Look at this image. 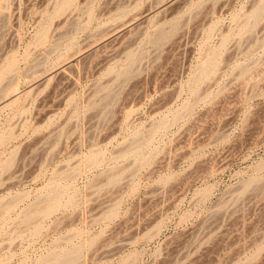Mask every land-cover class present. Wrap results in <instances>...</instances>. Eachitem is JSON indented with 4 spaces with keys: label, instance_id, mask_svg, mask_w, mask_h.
<instances>
[{
    "label": "rangeland",
    "instance_id": "rangeland-1",
    "mask_svg": "<svg viewBox=\"0 0 264 264\" xmlns=\"http://www.w3.org/2000/svg\"><path fill=\"white\" fill-rule=\"evenodd\" d=\"M56 1L0 0V264H264V0Z\"/></svg>",
    "mask_w": 264,
    "mask_h": 264
},
{
    "label": "bare ground",
    "instance_id": "bare-ground-1",
    "mask_svg": "<svg viewBox=\"0 0 264 264\" xmlns=\"http://www.w3.org/2000/svg\"><path fill=\"white\" fill-rule=\"evenodd\" d=\"M8 1H9V0H8ZM52 1H53V0H52ZM54 1H56V0H54ZM58 1H60V0H58ZM61 1H62L63 5H64L65 8H66V5H67V4H64V1H65V0H61ZM78 2H79V0H78ZM85 2H86V1H85ZM62 3H60V5H61ZM68 3L70 4V2H68ZM73 3H74V2H73ZM91 3H92V2H91ZM58 4H59V3H58ZM69 4H68V5H69ZM71 4H72V3H71ZM71 4H70V5H71ZM92 4H93V3H92ZM49 5H50V4H49ZM54 5H55V6L57 5V1H56V4L54 3ZM75 5H77V2H76ZM75 5H73V6H75ZM52 6H53V5H52ZM73 6H72V7H73ZM89 6H90V4H89ZM261 6H262V4H261ZM261 6H258L259 8L257 7L255 11H253V12L251 11L252 13L250 12V14H251V16H252L251 18L255 19L254 17H257V15H259V12H260L261 10H260L259 12H258L257 10H258V9H261ZM59 7H60V6H59ZM4 8H5V7H4ZM60 8H62V7H60ZM60 8H59V9H60ZM67 8H68V6H67ZM80 8H81V7H80ZM0 9H1V8H0ZM48 9H49V8H48ZM59 9H57V10H59ZM63 9H64V8H63ZM73 9H75V8H73ZM54 10H56V8H55ZM57 10H56V13H57ZM71 10H72V8H71ZM78 10H79V9H78ZM1 11H2V9H1ZM3 11H4V10H3ZM72 11H73V10H72ZM72 11H71V12H72ZM75 11H76V10H75ZM44 12H45V11H44ZM51 12H52V11H51ZM58 12H62V11L60 10V11H58ZM63 12H64V11H63ZM67 13L69 14V12H67ZM89 13H90V12H89ZM4 14H5V13H4ZM7 14H8V13H7ZM74 14H75V13H74ZM250 14H249V16H250ZM69 15H71V14H69ZM69 15H68V16H69ZM1 16H3V15H1ZM52 16H53V14H52ZM66 16H67V15H66ZM90 16H91V15H90ZM49 17H50V15H49ZM64 17H65V16H64ZM247 17H248V16H247ZM57 18H58V17H57ZM62 18H63V17H62ZM62 18H61V19H62ZM68 18H69V17H68ZM251 18L249 17V19H251ZM45 19H47V18H45ZM64 19H66V17H65ZM249 19H248V20H249ZM65 21H66V20H65ZM67 21H68V20H67ZM175 21H178V20H175ZM251 21H252V20H251ZM251 21H250V22H251ZM59 22H60V21H59ZM61 22H62V20H61ZM81 22H82V20H81ZM133 22H134V21H133ZM172 22H173V21H172ZM245 22H246V21H245ZM63 23H65V22H63ZM177 23H178V22H177ZM48 24H49V23H48ZM48 24H47V25H48ZM66 24H67V22H66ZM251 24H252V23H251ZM83 25H84V24H83ZM114 25H116V24H114ZM247 25H248V23L246 24V26H247ZM111 26H112V25H111ZM135 26H136V25H135ZM160 26H161V25H160ZM172 26L175 28V27L177 26L176 22H175V23H172ZM246 26L244 25V27H246ZM46 27H47V26H45V28H46ZM49 27H50V26H49ZM49 27H48V28H49ZM168 27H169V30H168V29H165L164 26H163V27L161 26V27H159V29H157L158 31H156V33H157V35H156V40H157L158 38H159L160 40H161V38L164 39L167 35H168V36L170 35L169 33L173 30V27H171L172 30H170V25H169ZM244 27H243V28H244ZM43 28H44V27H43ZM43 28H42V29H43ZM45 28H44V29H45ZM56 28H59V27L57 26ZM56 28H55V29H56ZM106 28H107V27H106ZM131 28H132V27H131ZM246 28H247V27H246ZM246 28H244V29H246ZM59 30H60V29H59ZM64 30H65V29H64ZM133 30H134V29H133ZM133 30H132V31H133ZM175 30L177 31V28H176ZM44 31H46V33L49 32V30H44ZM47 31H48V32H47ZM54 31H56V30H54ZM65 31H66V30H65ZM107 31H108V30H107ZM41 32H43V31H41ZM126 32H127V31H126ZM173 32H174V30H173ZM63 33H64V32H63ZM63 33H62V34H63ZM54 34H55V33H54ZM58 34H59V36L62 37V34H60V33H58ZM70 34H71V32H70ZM40 35H42V34L40 33ZM55 35H56V34H55ZM44 36H45V35H44ZM63 36H64V35H63ZM153 36H154V35H153ZM168 36H167V37H168ZM42 37H43V36H42ZM47 37H48V36H47ZM47 37H46V38H47ZM154 37H155V36H154ZM154 37H153V38H154ZM62 38H63V37H62ZM42 39H43V38H42ZM68 39H69V38H68ZM70 39H71V38H70ZM154 39H155V38H154ZM56 40H57V39H56ZM60 40H61V39H60ZM156 40H154V41H156ZM64 41H65V40H64ZM158 41H159V40H158ZM41 42H42V41H41ZM17 63H18V62H17ZM14 64H15V62H9V64H8L4 69H5V70H14V66H15ZM66 64H67V63H66ZM69 64H70V63H69ZM69 64H68V65H69ZM214 64H215V63H214ZM214 64H212V66H213ZM70 65H71V64H70ZM129 65H130V64H129ZM129 65L126 66L127 68H125V69L123 68L124 71H121V72H122V73H123V72H124V73H128V72H130V69H131L132 66H129ZM132 65H133V64H132ZM210 65H211V64H210ZM63 66H64V65H63ZM63 66H62V67H63ZM128 66H129V67H128ZM207 66H208V65H207ZM3 67H4V66H3ZM15 67H16V66H15ZM62 67H61V68H62ZM197 67H198V66H197ZM202 67H203V65H202ZM202 67L200 66L201 70H203ZM214 67H215V66H214ZM214 67H213V68H214ZM65 68H66V67H65ZM65 68H63V69H65ZM205 68H206V67H205ZM208 68H210V69H209L210 71H207V70H206V72H212V71H213V69H211L212 67L209 66ZM132 69H133V68H132ZM201 70H200V72H203V71H201ZM204 70H205V69H204ZM211 70H212V71H211ZM3 72H4V71H3ZM199 74H201V73H199ZM206 74H209V73H206ZM4 75H5V74H4ZM125 75H127V74H125ZM201 75H202V74H201ZM14 76H15V75H14ZM199 76H200V75H199ZM199 76H198V77H199ZM12 77H13V76H12ZM0 78H1V77H0ZM4 79H7V78H4ZM194 81H195V80H194ZM2 82H3V79H2ZM2 82H1V84H0L1 87L7 86V85H2ZM5 83H6V82H5ZM3 84H4V82H3ZM9 84H10V83H9ZM9 84H8V86H9ZM13 84H14V83H13ZM11 85H12V83H11ZM11 85H10V86H11ZM8 86H7V87H8ZM10 86H9V87H10ZM7 87H6V88H7ZM12 87H13V86H12ZM110 88H111V87H110ZM0 89L2 90V88H0ZM11 89H12V88L10 87V91H11V94H12L13 91H12ZM13 89H15V88H13ZM3 90L5 91V90H8V89H3ZM3 90H2V92H3ZM16 91H17V90H16ZM6 92H7V91H6ZM111 92H112V91H111ZM111 92H108V93L105 92V93H106L105 96L107 95L105 98L110 97V95H111L110 93H111ZM113 92H114V91H113ZM113 92H112V93H113ZM3 93H4V92H3ZM15 93H16V92H15ZM4 94H5V93H4ZM7 94H9V91H8ZM13 94H14V93H13ZM4 96L7 97L6 94H5ZM10 96H11V95H10ZM6 97H5V98H6ZM113 97H114V96H113ZM7 98H8V97H7ZM1 99H2V98H1ZM1 99H0V100H1ZM100 99H102V98H100ZM108 99L111 100V98H108ZM3 100H4V99H3ZM13 101H14V100H13ZM104 101H105V100H104ZM107 101L109 102V100H107ZM10 102H11V101H10ZM10 102H9V103H10ZM9 103H7V104H9ZM101 104H102V103H101ZM5 105H6V104H5ZM103 106H104V105H103ZM105 106H106V105H105ZM107 108H108V107H107ZM106 110H107V109H106ZM159 126H160V125H159ZM159 126L157 125L156 127H159ZM156 127L154 126V128H156ZM151 130H152V129H151ZM139 139H140V138H139ZM133 146H134V145H133ZM117 179H118L117 176H112V177L110 178L111 181H116ZM54 188H55V187H54ZM59 190H60V189H59ZM54 193H55V192H54ZM57 193H58V196H57V197H53L52 199H50V201H49L48 199H46V200H48L49 203L46 202V203H47V206H45L46 204H44L45 207L42 206V207H44L43 209H41L42 211H39V210H37V211H39V213L43 212L44 214H47V213H49L53 208L55 209V208H56L55 206H56L57 203H58V198L60 197L59 192H57ZM46 194H47V193H46ZM50 194L54 195L52 192H50ZM50 194H48V195H50ZM55 194H56V193H55ZM60 194H61V193H60ZM50 196H51V195H50ZM50 196H49V197H50ZM54 196H55V195H54ZM49 197H48V198H49ZM46 198H47V196H46ZM59 200H60V199H59ZM11 201H12V200H11ZM0 205H1V203H0ZM5 206H6V205H5ZM6 207H7V206H6ZM6 207H5V209H7ZM0 208H1V206H0ZM8 209H9V208H8ZM2 210H3V209H2ZM5 211H6V210H5ZM35 211H36V210H35ZM2 212H3V211H2ZM1 214H2V213H1ZM41 214H42V213H41ZM1 216H2V215H1ZM1 216H0V217H1ZM28 217H29V216H28ZM55 251H56V250H55ZM79 251H80V249H79ZM77 252H78V247L72 248L70 251H68V252H66V253H63V254H61V253H57V252H55V253L52 252V253H54V254L52 255V258H53V259L51 258V260H50L49 263H47L48 261H47V262L43 261L42 264H44V262H45V264H73L74 261H75V259L77 258ZM79 253H80V252H79ZM46 258H47V257H46ZM46 258H45V259H46ZM47 260H48V259H47Z\"/></svg>",
    "mask_w": 264,
    "mask_h": 264
}]
</instances>
